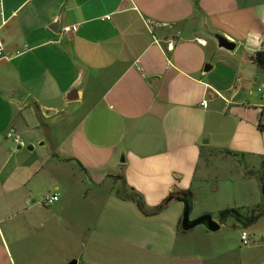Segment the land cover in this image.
Masks as SVG:
<instances>
[{"label": "crops", "instance_id": "0c3cea01", "mask_svg": "<svg viewBox=\"0 0 264 264\" xmlns=\"http://www.w3.org/2000/svg\"><path fill=\"white\" fill-rule=\"evenodd\" d=\"M0 40V264H264L246 221L182 232V201L119 196L189 191L191 213L216 159L235 206L262 202L239 197L264 163V0H0Z\"/></svg>", "mask_w": 264, "mask_h": 264}, {"label": "rangeland", "instance_id": "374dc122", "mask_svg": "<svg viewBox=\"0 0 264 264\" xmlns=\"http://www.w3.org/2000/svg\"><path fill=\"white\" fill-rule=\"evenodd\" d=\"M22 148H24V150H27L26 149L27 147H25L24 144L22 145ZM26 152H31V151H26ZM212 163H213L212 170H210L211 180H209L208 184H206L205 186L203 185L204 186L203 190H201V193H199L196 196V198L193 200L194 210L191 213L189 212L190 219H193L194 215L196 214V211L201 209L202 207H207L209 211H211L210 214L211 217H215V216L217 217L216 210L218 209H222L225 207H238L234 205L235 197L233 194L236 192L233 189L231 180L227 179L229 177V170H231L234 167V163H231L230 161L223 162L216 159H213ZM251 175L253 176V179H250L251 181L248 179L244 181L245 183L249 182V184L246 185L247 187H245V190L247 189L248 191L247 194L240 195L239 203H242V201H246V200L249 201V203H252V201L257 202L261 200V193L259 189H257L256 187V181L258 182L257 179L259 172L254 170L253 173H251ZM84 182H86V180ZM45 188L46 186L40 187L39 191L37 192L35 196L37 199L36 202L37 204L44 205L42 199L44 197L43 195L47 191L45 190ZM241 190L243 189H241L240 187V191ZM251 205L244 206L241 209H243V211H246ZM212 211H216V212H212ZM231 220H233V218L229 219V221ZM226 224L228 225L229 222L227 221ZM244 229L249 234H254V236L259 237L260 235L264 234V217H262L258 221H253L246 224V227Z\"/></svg>", "mask_w": 264, "mask_h": 264}, {"label": "trees", "instance_id": "16d2710c", "mask_svg": "<svg viewBox=\"0 0 264 264\" xmlns=\"http://www.w3.org/2000/svg\"><path fill=\"white\" fill-rule=\"evenodd\" d=\"M254 61L258 66L264 67V51H258L254 55ZM258 128L262 129L264 128V123H259ZM250 174L253 173V171L249 172ZM259 185H260V192L262 195V202L257 205L256 209L253 210V213L251 216H246L245 212H242V209L240 207H226L217 212V221L218 223H223L226 221L229 217H234L238 221H246L247 223L253 222L259 215L264 213V163H262L261 166V172L258 175ZM190 192L189 191H181L179 193H171L169 194L159 205H157L152 212H147L145 209V204L137 192H135L132 188L123 187L120 193L121 198H129L136 202L138 207L142 212L145 214L148 213H155L162 209L164 205L172 198H176L183 202L184 206L189 207L190 209ZM180 231L184 232V230L181 228V220H180Z\"/></svg>", "mask_w": 264, "mask_h": 264}, {"label": "water", "instance_id": "95a60500", "mask_svg": "<svg viewBox=\"0 0 264 264\" xmlns=\"http://www.w3.org/2000/svg\"><path fill=\"white\" fill-rule=\"evenodd\" d=\"M216 38H217L219 46L225 47L227 49L234 48V42L227 39L226 37L216 35ZM79 85L80 84H77L72 90L79 88ZM27 148L30 149L31 146H28ZM34 201H35V198H32L28 202L33 203ZM189 211L190 209L188 205L184 206L182 217H181V228L183 230H189L199 224L204 225L206 228L212 231H215L220 227L219 223L216 220H214L209 213H204V214H201L200 216L190 219ZM68 264H76V259L71 260Z\"/></svg>", "mask_w": 264, "mask_h": 264}, {"label": "built area", "instance_id": "2783aa9c", "mask_svg": "<svg viewBox=\"0 0 264 264\" xmlns=\"http://www.w3.org/2000/svg\"><path fill=\"white\" fill-rule=\"evenodd\" d=\"M77 30V25L76 24H71V25H63L61 27V32L63 34H70L72 32H75ZM3 45L2 42L0 40V60L3 58ZM202 105L205 107L206 106V101L204 100L202 102ZM7 136L12 137L13 140L17 143H22V140L20 138V136L18 135V133H16L14 128H9L7 130ZM58 198L57 194H46L43 197V203L46 205H49L51 203H53L54 201H56ZM262 237H264V234H262ZM240 238H241V243L243 245H248L252 242L253 239V235L249 234L246 230H242L241 234H240Z\"/></svg>", "mask_w": 264, "mask_h": 264}]
</instances>
